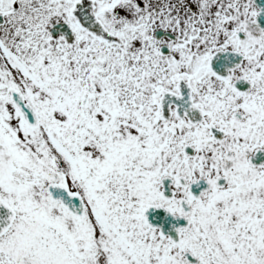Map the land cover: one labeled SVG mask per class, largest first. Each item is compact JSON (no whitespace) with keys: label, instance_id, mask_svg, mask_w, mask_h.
Instances as JSON below:
<instances>
[{"label":"snow or ice","instance_id":"6c2138e0","mask_svg":"<svg viewBox=\"0 0 264 264\" xmlns=\"http://www.w3.org/2000/svg\"><path fill=\"white\" fill-rule=\"evenodd\" d=\"M0 264H264V0H0Z\"/></svg>","mask_w":264,"mask_h":264}]
</instances>
